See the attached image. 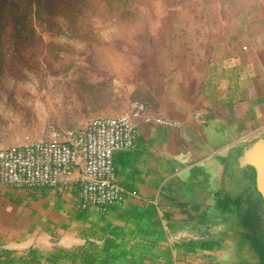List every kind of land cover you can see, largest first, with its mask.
I'll return each mask as SVG.
<instances>
[{
    "label": "crops",
    "instance_id": "obj_1",
    "mask_svg": "<svg viewBox=\"0 0 264 264\" xmlns=\"http://www.w3.org/2000/svg\"><path fill=\"white\" fill-rule=\"evenodd\" d=\"M187 24L135 95L181 125L141 123L113 152L124 200L81 208L78 184L1 183L0 264H249L254 170L235 161L264 138V0Z\"/></svg>",
    "mask_w": 264,
    "mask_h": 264
},
{
    "label": "rangeland",
    "instance_id": "obj_2",
    "mask_svg": "<svg viewBox=\"0 0 264 264\" xmlns=\"http://www.w3.org/2000/svg\"><path fill=\"white\" fill-rule=\"evenodd\" d=\"M220 1L88 0L74 18L18 39V51L15 40L6 41L0 147L123 112L163 67L167 40L185 31L190 19L213 14Z\"/></svg>",
    "mask_w": 264,
    "mask_h": 264
},
{
    "label": "built area",
    "instance_id": "obj_3",
    "mask_svg": "<svg viewBox=\"0 0 264 264\" xmlns=\"http://www.w3.org/2000/svg\"><path fill=\"white\" fill-rule=\"evenodd\" d=\"M200 122L206 118L197 111ZM141 123L179 127V121L150 110L148 102L134 96L120 115L97 116L77 129L53 130L45 139L26 135L21 144L0 147V184L12 187L78 184L79 207L95 205L105 210L124 200L113 167V152L135 147Z\"/></svg>",
    "mask_w": 264,
    "mask_h": 264
},
{
    "label": "trees",
    "instance_id": "obj_4",
    "mask_svg": "<svg viewBox=\"0 0 264 264\" xmlns=\"http://www.w3.org/2000/svg\"><path fill=\"white\" fill-rule=\"evenodd\" d=\"M87 1L0 0V65L7 52L6 41L15 40L13 49L18 51V39L39 35L38 27L53 28L62 18H74L79 5ZM253 195L249 202V264H264V201Z\"/></svg>",
    "mask_w": 264,
    "mask_h": 264
},
{
    "label": "water",
    "instance_id": "obj_5",
    "mask_svg": "<svg viewBox=\"0 0 264 264\" xmlns=\"http://www.w3.org/2000/svg\"><path fill=\"white\" fill-rule=\"evenodd\" d=\"M238 171L249 166L254 170L252 187L256 196L264 201V138L246 146L237 156Z\"/></svg>",
    "mask_w": 264,
    "mask_h": 264
}]
</instances>
